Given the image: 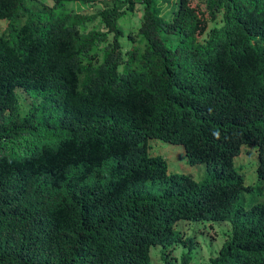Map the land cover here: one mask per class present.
<instances>
[{
	"label": "trees",
	"instance_id": "obj_1",
	"mask_svg": "<svg viewBox=\"0 0 264 264\" xmlns=\"http://www.w3.org/2000/svg\"><path fill=\"white\" fill-rule=\"evenodd\" d=\"M96 1L0 0V264H193L176 226L202 220L230 222L206 264H264V201L233 165L254 146L264 179V0L65 7ZM149 138L208 178L168 173Z\"/></svg>",
	"mask_w": 264,
	"mask_h": 264
},
{
	"label": "rangeland",
	"instance_id": "obj_2",
	"mask_svg": "<svg viewBox=\"0 0 264 264\" xmlns=\"http://www.w3.org/2000/svg\"><path fill=\"white\" fill-rule=\"evenodd\" d=\"M159 1V0H158ZM196 0H192L195 2ZM105 3L109 4V0H97L92 4L85 3H69L66 4V9L75 13H85L87 15H95L96 12L102 9ZM142 4H136L132 13H127L126 16L120 21V28L124 32H130L137 29L141 16H142ZM4 26V21H0V33L1 28ZM93 27H99L104 30L103 23L100 21V17L96 16L95 19L87 24V30ZM16 94L18 96L19 109L22 114L26 113L30 97L22 90L17 89ZM149 153L159 154L165 158L167 166V172H176L179 175L190 176L196 183L200 184L208 178L206 166L204 164L189 166L185 163L186 156L181 145L170 143L159 138H149ZM3 146H9V144H3ZM10 147V146H9ZM14 147V146H12ZM257 150L254 146H244L240 150L239 156L234 158V168L242 175L244 186L250 187L253 193H245L242 196L241 202L244 205L249 204L252 201L256 203L264 201V179L259 178L257 173ZM259 194L255 199L254 194ZM176 228L185 238H192L194 246L192 248L193 264H206L208 263L209 256L217 254L223 241L228 237L230 233V222L227 221H209L202 220L201 222H178ZM185 252L183 246L173 249V255L176 259L181 257V254ZM161 247L152 246L150 248V256L152 264H162Z\"/></svg>",
	"mask_w": 264,
	"mask_h": 264
}]
</instances>
